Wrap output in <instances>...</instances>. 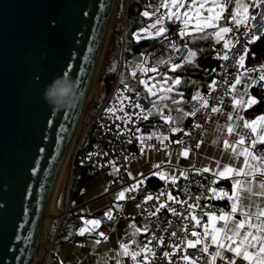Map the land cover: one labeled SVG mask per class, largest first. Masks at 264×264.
Segmentation results:
<instances>
[{
    "label": "water",
    "instance_id": "95a60500",
    "mask_svg": "<svg viewBox=\"0 0 264 264\" xmlns=\"http://www.w3.org/2000/svg\"><path fill=\"white\" fill-rule=\"evenodd\" d=\"M118 1L0 0V264L36 262ZM50 19L59 21L56 28L48 27ZM65 63L73 70L69 77L77 83L79 99L57 110L46 103L44 91L63 76ZM52 111L55 115H49ZM71 190L54 241L71 212Z\"/></svg>",
    "mask_w": 264,
    "mask_h": 264
},
{
    "label": "snow or ice",
    "instance_id": "6c2138e0",
    "mask_svg": "<svg viewBox=\"0 0 264 264\" xmlns=\"http://www.w3.org/2000/svg\"><path fill=\"white\" fill-rule=\"evenodd\" d=\"M187 0H162L160 7L166 8L167 12L163 15H157V18L153 23L148 25L146 28H141L138 32L133 33L134 38L137 42L141 39L159 37L164 34L168 29L164 26L166 16L169 21L175 20L181 21L185 25L184 28L180 29L179 35L183 39L186 35H191L190 32H186V26L191 21L192 16L190 13L194 12L196 17L195 27L192 29L193 32L203 33L206 28L218 29L212 35H214L217 42L224 41V49L230 48L229 39H226V34L233 32V27L230 26H219L218 22L223 18L222 14L226 11L229 5H234L230 14V22L234 23L236 30L238 31L241 26L244 28L242 35L246 38L248 43H254L260 39L261 35H264V0H211V6L208 5L209 0H190L187 4L186 10L181 13L180 9L185 8ZM175 8V11H173ZM201 9L207 11L208 15L203 16ZM252 9L253 11H250ZM159 11V9L157 10ZM84 15H88L87 12ZM144 17H150L156 15V13H150L144 11L141 13ZM187 17V19H184ZM59 21L57 19H50L48 21L49 28H56ZM157 25H160L157 28ZM150 29H156L155 32L150 31ZM147 33V36L141 37L140 33ZM259 33V34H258ZM194 37L193 39H196ZM205 38V37H198ZM164 39H168L167 36ZM235 43H239L238 37L235 39ZM171 47L175 51H179L178 46L175 41L171 42ZM187 48V44L184 45ZM245 54L240 55L236 64L243 71L238 72L234 81L229 83V88L232 93V103L233 105H239L241 108L251 106L257 103L255 97L248 96V89L255 84L264 82V64H261L259 70L256 68H245V56L248 52V48L245 46ZM189 56L187 59L194 57L196 55L190 48L188 49ZM219 56L220 54L217 53ZM221 59L227 61L229 56L224 53ZM180 64H173L172 70L180 67ZM137 68L143 72H158L156 68H145L143 64H138ZM114 70V69H113ZM72 68L69 64L65 63L62 65V75L69 76L72 72ZM258 76L253 77L249 73L257 72ZM133 76L136 72L133 71ZM243 78V79H242ZM150 79H155L154 77ZM123 83V81H121ZM164 82H167L166 80ZM174 84H179L180 79L176 77L172 80ZM139 83L143 84L148 90L150 95H155L152 88L148 86L146 80H140ZM227 83V81H226ZM215 84V81H213ZM237 85H242L243 91L237 90ZM155 87V85H153ZM127 89L128 86L125 85ZM166 91H172L169 87ZM139 96V94H137ZM247 96V99L245 97ZM197 97L193 96L195 100ZM124 99H128L124 97ZM163 99V97H161ZM176 103V101H173ZM201 103L205 106L208 105L207 100H201ZM222 103V102H221ZM136 108L144 109L139 103L134 105ZM155 107V103L153 102ZM109 112H114V108L107 109ZM150 111V110H149ZM223 110L217 107H212V113H221ZM188 113H186L187 115ZM49 115H55L52 111ZM195 115V111L191 113ZM127 116V113H125ZM227 121H233V119L240 121L243 117L233 115L232 112L226 114ZM144 116V119H147ZM116 119H121L117 116ZM166 120H170L171 117H164ZM257 121H260L264 125V116H260L257 120L247 121L244 120L243 124H233L226 123L222 126L226 129L227 136L231 139L225 138L222 142L213 141V143H222L223 150L219 154L218 158L215 159L213 168L201 167L193 168L197 173L211 172L216 178L210 183L215 184L220 178L230 179L232 184V191L229 194L223 189H216L215 187H210L207 191L212 193V197L216 199L227 198L230 203V211H224L223 209L204 211L201 208L200 214L196 213V209L200 208L199 200L200 196H196L192 203L187 201L179 200L177 197L168 193V200L180 204L181 207L186 204L187 209L184 211L178 210L171 205H167L168 211L174 216H179L184 223L182 225V234H178L177 231H172L169 238H176L171 243H169L164 237L156 236L155 234L147 244L137 243L132 240L130 243H124L121 241L119 243V250L117 251V258L115 264H127L125 259L131 261V264H154V261L163 260L165 264H264V152L257 153L255 151L256 145L258 143L264 144V127L257 131ZM127 122V121H125ZM54 122L49 120L48 124L52 125ZM61 127H63L61 125ZM199 127V125H197ZM241 129H250L251 134L255 137L250 139L248 143L246 140L249 137V133L242 131ZM139 131V129H137ZM175 131V129H173ZM151 138V137H149ZM142 139V137H141ZM197 148L200 147L198 143ZM43 147L39 148V152H44ZM143 151V149H142ZM184 157L189 156V151L187 149L181 152ZM91 154H89V157ZM243 157L241 160L240 158ZM35 163H39L36 161ZM158 167V165H154ZM32 175H37V167L33 166L31 169ZM158 175L160 179H165L164 173H154ZM142 175V174H141ZM180 176L188 179L187 172L182 171L179 173ZM131 176V172H129ZM173 185L177 182V176L173 175L170 177ZM143 183L142 180L137 181V184L132 185L128 189H124L118 193L117 199H124L125 192L131 191L137 187V185ZM185 193L187 190L185 189ZM164 193L162 192L161 195ZM207 198V197H205ZM146 199L151 200L152 196L148 195ZM158 199V198H157ZM189 199L192 197L189 195ZM166 205L164 203L160 204V208H164ZM4 207L0 204V209ZM139 207V205H137ZM208 206L205 205L204 208ZM105 215L112 219V212L106 211ZM207 220H204V217ZM85 225H92L94 228L99 227V219H87L84 220ZM134 229L133 236L141 231L140 228L135 225H130ZM90 231L87 227H80L78 234L83 236L86 232ZM147 231V228L144 229ZM107 240L108 237L104 235L103 232L98 234ZM71 236V233H69ZM194 238V239H193ZM153 241H156V247L161 249L160 257L157 256L155 247H150ZM101 243L100 239L95 240V244L99 245ZM135 245V247H132ZM199 246V247H197ZM214 246V247H213ZM171 248V251L167 250ZM188 249H195L197 253L203 256L201 261V255L193 256L188 252ZM231 255H228V254Z\"/></svg>",
    "mask_w": 264,
    "mask_h": 264
},
{
    "label": "built area",
    "instance_id": "2783aa9c",
    "mask_svg": "<svg viewBox=\"0 0 264 264\" xmlns=\"http://www.w3.org/2000/svg\"><path fill=\"white\" fill-rule=\"evenodd\" d=\"M250 11L253 10L250 9ZM181 28L179 23H170L167 27L168 30L161 36L153 39L152 43L143 45L139 54L136 55L133 60L137 64H143L145 68H156L158 72L163 66L169 64L179 61L191 62L192 57L187 59L189 56L188 49H191L188 45V35L181 39L179 35ZM243 32V26H241L238 31L234 26L233 38L230 40L232 42L230 43V48L224 49L222 45L221 48L216 49L212 56L215 67L208 70L209 74L213 77L210 89L197 97V105L190 112L191 126L178 138H172L170 136L172 130L170 129L169 120L163 119L154 121L152 104L145 96H141L140 93L132 90L128 83L124 81L123 83L121 82L124 67L125 43L123 41L121 61L117 73L111 75L110 69L106 70L101 78L103 90H98L97 86H95L90 92L91 101L95 103L97 109L88 129L89 138L92 140V146L91 150L85 155L79 154L81 147L77 148L74 155L73 167L78 164L85 168L89 177L106 175L110 177L107 181V187L110 191H123L137 184L134 182L132 176H129V172H131L132 163L137 159L138 147L151 146L157 149L164 148L173 156L180 155L185 149L189 152H194L197 149L196 145L198 143L201 144L205 139L206 121L214 114L211 112V108H222L226 99L231 94L229 83L234 81V77L238 72L243 71V69H240L236 64V61L240 55L245 54V46L248 48V52L245 56L244 64L245 68H248L246 62L251 53V47L259 39L254 43H248L246 38L242 35ZM165 36L168 37L167 40L164 39ZM236 37H238L239 43H235ZM263 37L264 35H261L260 39ZM172 41H175L179 51H175L171 47ZM185 44H187V48L184 47ZM217 53L220 55L218 56ZM224 53H227L229 56L227 61L220 58ZM261 64H264V62ZM261 64L256 66V68H260ZM158 72H143L138 69L134 82L139 86H144L139 83V81L146 80L148 83L149 78L156 76ZM213 81H215V84H213ZM125 85L128 86L127 89ZM137 94H139V96H137ZM124 97L128 99H124ZM202 99L208 101L207 106L201 103ZM136 103H139L144 111H141V108H136L134 106ZM109 108H114L115 111H107ZM193 111H195V115H191ZM125 113H127V116H125ZM117 116L121 117V119H116ZM144 116L148 118L144 119ZM143 125H151V129L154 132L152 138L140 139L138 137L137 129H140ZM197 125H199V127H197ZM248 133L249 137L246 143H248L250 139L255 138L251 134V131ZM255 151H257V153L264 152V144L258 143ZM89 154H91L90 157ZM187 176V180L184 177L177 179L175 185H173L172 181H165L159 187L151 188L147 184L141 183L137 185L135 189L125 192L127 201L132 203L136 209L137 215L147 224V231L142 236L138 237L136 234L133 236V228L129 226H137V222L134 216L124 213L123 204L119 202L112 203V209L110 210L112 212V219H109L105 215V212L96 215V219L100 220V225L91 230L90 236L104 240L103 237L98 235L100 232H103L105 236L110 238L122 231L120 242L123 241L124 243H130L132 240H135L137 243L147 244L152 240L154 234L164 237L171 243L173 240H176V238H169L170 233L172 231H177L178 234H182V225L187 222L183 221L179 216H174L169 212L167 205H171L181 211L186 210L187 205L185 204L182 208L180 204L168 200V193L188 203H192V200L196 196H200L199 204L201 207L196 209L198 215L200 214L201 208H203L204 211L218 209L230 211V203L226 197L216 199L212 197L211 192L207 191L210 187H215L218 190L221 189L219 187V180L215 184L210 183L212 180L216 179L213 175L207 172L197 173L194 168H191L187 171ZM185 189L188 194L185 193ZM223 190L226 191L225 189ZM162 192L164 193L163 195H161ZM148 195L152 196L151 200L146 199ZM189 195L192 199H189ZM224 202L228 203L229 208L222 206ZM162 203L166 206L157 211L156 209L159 208ZM137 205H139V207H137ZM205 205L208 207L204 208ZM79 212L82 215L90 213L85 207L81 208ZM204 220H207L206 216ZM121 222L125 223V228L123 229L119 227ZM81 241V237L75 238L73 241L74 246H80ZM149 246L155 247L157 256L160 257L161 249L156 247V241H153ZM132 247H135V245H132ZM167 250L171 251V248ZM188 252L194 257L201 255L197 253L195 249H188ZM202 260L203 256L201 255V261ZM154 264H165V262L163 260H158L154 261Z\"/></svg>",
    "mask_w": 264,
    "mask_h": 264
},
{
    "label": "crops",
    "instance_id": "0c3cea01",
    "mask_svg": "<svg viewBox=\"0 0 264 264\" xmlns=\"http://www.w3.org/2000/svg\"><path fill=\"white\" fill-rule=\"evenodd\" d=\"M188 1L190 2V0ZM161 2L162 1L160 0H150V7L147 11L150 13H156V15L146 17L147 19H149L148 25L155 21L157 15H162L163 7H160ZM206 6H211L210 0L208 5ZM158 9L159 11H157ZM230 10H232V5L228 6V11ZM228 11L226 9V11L222 14V17L226 15V20L221 19L220 21L223 22L230 20ZM168 25L166 26V28L168 27ZM232 25V27L235 26L234 24ZM158 26L159 25H157V28ZM185 30L186 32L191 33V35H188L189 37H191L200 34L205 35L208 34V32H215L218 29L208 28L209 31H207L206 33L192 32L191 29ZM150 31L155 32L156 29H150ZM231 34L232 33L227 35V39H232L233 36L231 37ZM140 35L141 37H145L147 36V33L141 32ZM155 38L156 37L146 38L141 39L140 41H150ZM193 51L195 52V50ZM194 57H192L191 61H193ZM247 67L256 68L251 66ZM256 69L259 70V68ZM249 75L256 77L258 76V71L249 73ZM148 86L152 88L153 92H155V95H150L148 90L145 91V93H148V96H145L151 102V100L158 94L159 90L156 87H153L152 81L148 82ZM237 90L243 91L242 85H237ZM248 96L255 97L258 102L252 104L251 106L241 108V106L239 105H233L231 99L232 93L230 94L221 108L223 111L221 113H214L207 119L205 139L200 144L199 148H197L194 152H189L188 157H184L181 154L178 156H173L167 151V149L164 148L157 149L151 146L138 147L137 159L131 165V176L134 182L137 183V181L142 180L143 183L147 184L149 187L157 188L163 182L171 181L170 177L173 175L177 176L178 179L182 178L179 173L182 171L187 172L189 169L193 168V165H195V168H201L205 166L213 168L215 159L218 158L219 154L223 150L222 143H213V141L222 142V140L225 138L231 139V137L227 136L226 129H224L222 126H224L226 123L242 125L244 120L253 121L257 120V118L260 116H264V110L260 114H258L255 110L259 103L264 102V82L252 85L248 89ZM245 99H247V96L245 97ZM229 112H232L234 116L238 114L239 116L243 117V120L237 121L233 119V121H227L226 114ZM164 117L170 116H168V114L164 113L163 111L160 120H163ZM169 121L171 122V119ZM262 127H264V125H262L260 121H257L258 132ZM241 130L247 133L250 131V129ZM137 135L140 139L141 137L142 139H150L149 137L152 138L154 136V132L151 129V125H143L140 127ZM240 159L242 160L243 157H241ZM154 165H158V167H154ZM154 173L166 174L165 179H160V177L158 175H155ZM207 173L212 175L211 172ZM109 179L110 177H107L106 175H97L94 177H89V179L85 182L82 188L81 195L76 201L75 211L76 214H80L79 210L84 207L90 211V213L87 215L80 214L82 215L83 221L82 227H87L90 231L86 232L83 236L79 234L76 235L75 238H82L80 246H74L73 241L75 238H73L71 241H63L55 245L58 238L54 241V237L51 246L53 248L55 245V250L50 258L48 256L49 260L47 258V264L50 261L51 264H115L122 231L117 235L111 236L107 240H101V243L99 245H96V238L90 236V232L94 227L92 225L84 224V220L96 219V215L98 213L111 210L113 202L122 203L124 213L134 216V219L137 222L136 227L141 229L139 233H136L138 237L142 236L146 232L144 231V229L147 228V224L142 220L140 216L137 215L135 207L130 201H127L126 196L124 197V199H117L118 193L122 190L110 191L108 189L107 181ZM219 187L221 189H225L229 193H231L232 191V184L230 179L220 178ZM222 206L229 208L227 202H224ZM119 227L121 229L125 228V223L121 222ZM132 231L134 232V229ZM228 255L231 254L229 253ZM123 259H125L127 264H131V261L128 260V258Z\"/></svg>",
    "mask_w": 264,
    "mask_h": 264
},
{
    "label": "trees",
    "instance_id": "16d2710c",
    "mask_svg": "<svg viewBox=\"0 0 264 264\" xmlns=\"http://www.w3.org/2000/svg\"><path fill=\"white\" fill-rule=\"evenodd\" d=\"M128 0H124L119 14L116 18V24L113 26V41H112V55L115 53H121L122 42L124 41V67L122 71V81L129 84L132 90H137L135 83L133 82V71H138L137 63L133 60L136 55L139 54L143 45L152 43L150 41L137 42L133 36V33L138 32L139 29L145 28L149 19L142 16L141 13L147 11L150 7V0H129L128 12L125 13V8ZM234 5H232L233 7ZM229 11V17L231 14ZM214 32H210L205 35L188 36V45L191 49L195 50V57L193 61L189 62H176L173 64H180L181 66L172 70V65L169 64L162 67V74L154 77L152 80L153 85L159 90L158 94L151 100L152 111L154 114V121H160L162 112L167 113L171 117L170 129L172 130L170 136L172 138H178L183 135L184 131L191 126L190 112L197 105L196 99L193 96H200L202 93L210 89V83L213 77L209 74L208 70L215 67V63L212 61L216 49L222 47L224 41L215 39ZM233 36V32L231 37ZM197 37L196 39H193ZM205 37V38H198ZM233 38V37H232ZM114 53V54H113ZM264 62V37L259 39L251 47V53L247 59L246 65L256 67ZM117 68V62H115L112 70ZM208 69V70H207ZM115 70V69H114ZM114 71H112L111 75ZM179 77L180 83L174 84L172 80ZM167 82H164V81ZM171 88L172 91H166ZM148 96V93H144ZM163 97V99H161ZM173 101H176L174 103ZM155 103V107L153 106ZM258 114L264 110V102L259 103L255 108ZM186 113H188L186 115ZM175 129V131H173ZM88 140V141H87ZM83 142L79 154L85 155L91 150L92 140L88 138ZM89 179L87 170L78 164L74 166L73 186L70 198V213L67 214L62 229L58 235V239L55 243H61L63 241H71L78 234V230L83 226L82 215L76 214L75 204L81 195L82 188L85 182ZM61 202V201H60ZM59 202V203H60ZM61 208V207H60ZM57 230L52 234L50 238V244L52 243ZM71 233V236H69ZM55 245L51 250L49 258L52 256L55 250ZM48 258V260H49ZM47 260V261H48Z\"/></svg>",
    "mask_w": 264,
    "mask_h": 264
},
{
    "label": "rangeland",
    "instance_id": "374dc122",
    "mask_svg": "<svg viewBox=\"0 0 264 264\" xmlns=\"http://www.w3.org/2000/svg\"><path fill=\"white\" fill-rule=\"evenodd\" d=\"M160 1H162V0H160ZM123 2H124V0H119L118 1V5H117V8H116L115 16H114L113 23H112V28H111L110 34L108 36V44H107V47H106V50H105V54H104V57L102 58L101 64H100V66L98 68V71L96 72V77H95L94 83L92 85V88L97 86L98 90L99 89L103 90V84H102L101 78L103 77L105 71L110 69L111 73H112V71H114L113 74H116L118 69H119V66H120L121 53H119V54L118 53H115V54L113 53L114 55H112L111 50H112V41H113V37H114V35H113V32H114L113 31V26L116 24V18H117V15L119 14V11H120V9L122 7ZM210 2H211V0H210ZM168 3L170 4V0H168ZM188 3H190V2L187 0V2L185 4V8L180 9L181 13H183L186 10ZM128 4H129V0L127 1V5H126V8H125L126 15H127V12H128ZM206 7H209V6H206ZM173 11H175V8H173ZM227 11H228V8H227ZM166 12H167V9L163 8L162 9V15L165 14ZM201 12H202L203 16H207L208 15L207 11L204 10V9H201ZM228 13H229V11H228ZM190 15L192 16V19L188 23V25L186 26V29H191V31H192V29L195 27L196 17H195L194 12L190 13ZM224 16H223L222 20H226V15H224ZM164 19H165V23H164L165 27L168 24L173 23V22L179 23L183 28L185 27V25L182 24L181 21L175 20V18H173L172 21H169L167 19V17L165 16ZM184 19H187V17H185ZM232 24H234V23L230 22V20H229V21H223V22L220 21L218 25L219 26L227 25V26L232 27L233 26ZM146 27H148V26H146ZM159 27H160V25L158 26V28ZM207 31H209L208 28L205 29L203 33H206ZM208 33H210V32H208ZM228 34H230V33H228ZM228 34H226V37H225L226 39H227V35ZM194 36H197V35H194ZM124 61H125V58H124ZM115 62H117V68L115 66V68H114L115 70H112V67L114 66ZM156 74H157L156 76L162 74V70H160ZM156 76H153V77H156ZM134 78H133V82H134ZM152 80L153 79L149 78L148 81H152ZM134 83H135V85L137 87V90H135V91L140 93L141 96H145L144 95V93L146 91L145 86H139V85L136 84V82H134ZM142 87H144V88H142ZM92 88H91V90H92ZM96 111H97L96 105H95V103L93 101H91V95H90V98H89L88 104L86 106V110H85L84 116H83V118L81 120V123L79 125L77 134H76V136H75V138H74V140H73V142L71 144L72 149L70 148L71 152H70V155L68 157V162H66L67 164L65 166V169H64V172H63V175H62V179L60 181V185H59V188H58L57 196H56V199H54V203H53L54 213H53V215H55V216L50 221V223L48 224L45 236H44V238L42 239V242L39 245L35 264H47V258H48L49 254L51 252V249H52V247H50L52 244L49 245L50 244V238H51L52 234L55 232V230H57V232H58V230L60 228L61 222L63 220V214H64V212L66 210L67 200H68V197H69V191H70L71 186H73V175H74L73 160H74V155L76 153L77 148L81 147L83 142L86 141L89 138L88 129H89V126H90V123H91L93 117L96 114ZM71 192H72V190H71ZM57 232H56V234H57ZM56 234H55V236H56ZM48 264H51V261L48 262Z\"/></svg>",
    "mask_w": 264,
    "mask_h": 264
},
{
    "label": "clouds",
    "instance_id": "9594fccd",
    "mask_svg": "<svg viewBox=\"0 0 264 264\" xmlns=\"http://www.w3.org/2000/svg\"><path fill=\"white\" fill-rule=\"evenodd\" d=\"M44 99L57 110L74 106L79 99L77 83L69 76H58L46 87Z\"/></svg>",
    "mask_w": 264,
    "mask_h": 264
},
{
    "label": "bare ground",
    "instance_id": "6f19581e",
    "mask_svg": "<svg viewBox=\"0 0 264 264\" xmlns=\"http://www.w3.org/2000/svg\"><path fill=\"white\" fill-rule=\"evenodd\" d=\"M70 148L72 149V147L70 146ZM71 149H69L68 153H67V156L65 158V161L62 165V169H61V172H60V177H59V180H58V183L56 185V188H55V192H54V196H53V199H52V202L50 204V209H49V214L50 216L53 215L54 213V206H53V203H54V199H56V196H57V192H58V188H59V185H60V181L62 179V175H63V172H64V169H65V166H66V162H68V157L70 155V152H71ZM49 224V223H48ZM48 224H47V227H48Z\"/></svg>",
    "mask_w": 264,
    "mask_h": 264
}]
</instances>
